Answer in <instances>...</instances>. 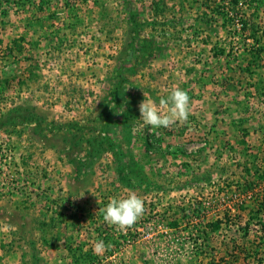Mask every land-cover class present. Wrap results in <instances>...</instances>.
<instances>
[{"label":"rangeland","instance_id":"374dc122","mask_svg":"<svg viewBox=\"0 0 264 264\" xmlns=\"http://www.w3.org/2000/svg\"><path fill=\"white\" fill-rule=\"evenodd\" d=\"M222 5L228 0H0V264H209L220 256L248 264L245 247L263 242L256 220L264 216H251L264 196V0H239L226 27L211 12ZM128 12L143 24L142 40L163 46L143 65H123L113 101ZM20 39L23 53L9 56ZM260 48L253 75L224 88L219 50L238 63ZM175 87L190 97L188 119L144 126L139 103L159 106ZM30 108L44 135L23 119ZM9 116L16 124L4 123ZM132 192L144 202L138 221L124 230L106 223L110 198ZM216 220L221 228L211 232Z\"/></svg>","mask_w":264,"mask_h":264},{"label":"trees","instance_id":"16d2710c","mask_svg":"<svg viewBox=\"0 0 264 264\" xmlns=\"http://www.w3.org/2000/svg\"><path fill=\"white\" fill-rule=\"evenodd\" d=\"M238 2L239 0H228V6L225 7L222 5L220 6L221 8L219 6H216L215 9L213 8L211 10V12L214 10V12H212V17L216 19H219V18L222 19L223 21L222 26H225V27H226V23H233V22H230L232 20H230V18L228 17V13L229 12L232 13L233 11L235 12V16L237 15L236 13L239 10L236 8ZM211 20L205 21L206 24L204 25H207V23L209 22V26H208L209 29L207 28V26L205 27V29L207 31L210 30V32L211 31L213 32L214 31L212 28L213 23H210ZM242 21H243L242 28L244 29V27H247V24L245 20H242ZM142 28H143V24L140 23L136 17H133L132 14L128 12L126 19H125V25H124V30H123L122 40H121V47L118 50L117 57L115 58L116 64L113 67V73L110 75V82L112 86H111V90L109 91V95L111 96V100L113 101H116L120 97L119 84L122 81L126 80L123 76L124 72L122 70L124 64L133 61L135 63L138 62V65H143L145 62L150 61V59H152L151 57H155V56L157 57V55H161V47L163 46V43L161 42L157 44L154 38H150V40H145V39L142 40V38H140V33L142 32ZM23 41L24 40L20 39V40H14L12 42V46H9V56H11L13 51H15L14 49H16V51L19 54L23 53L24 51V48L22 46ZM262 51H263V48H260L256 52H251L250 53V55L252 56L251 62L249 61L247 62V60L244 58L242 59V61L237 63L236 58H234L232 62H230L229 61L230 57L224 54V50H219L220 53H217L215 57L218 58V57L224 56L226 58L224 62L225 71L224 72L220 71L221 72L220 79H221L222 86L230 90L236 89L238 85H240L242 81H244L246 75L247 76L253 75L251 64L252 63L253 65L256 64V60L259 57V53ZM243 62L244 64H239ZM254 67H258V65H254ZM34 110H35L34 108L28 109L27 115L22 114V117L23 119H26L28 121H36L37 131L35 132V135H44V134H41L42 131L40 130V127H41L40 124H41V121H43V119L35 118L36 112ZM10 112H12L13 114L12 116H14L15 113H17L18 111L13 109ZM10 117L11 116H9L4 123L7 125L16 124V121H18V117L16 118H14L15 116L11 118ZM77 162L78 161L75 157L69 161L73 169L76 167V165H78ZM133 172L139 177L138 174L143 173V170L141 168L137 170V167L134 166ZM258 206L259 207L257 208V212H255L254 216H251L252 221L255 219H258L259 218L258 214L260 213L264 216V196L262 197V199H260ZM222 223H223L222 220H216V221L210 222L209 226L211 227V232L220 230ZM256 223H258L257 225L260 226L261 228L260 230L263 233V235L260 236L263 242H261V244H255L254 243L255 241H251L249 244L250 245L249 248L247 249V247H245V251H244L243 245L241 248H238L239 251L242 250V252L243 251L245 252L246 256L244 257V260H246L248 264H264V220L263 218L262 220L260 218L256 220ZM176 224H177V220L175 219L171 225L176 226ZM248 226L249 224L247 222L245 227H248ZM206 235L207 233L203 234L204 237H206ZM245 237L246 236L244 235L243 239H245ZM198 239H200V237ZM234 247L235 246H233L232 248ZM260 247H261V250L258 249ZM206 249H208V246L199 244L198 250L200 254H203V255L207 254ZM242 252H239V255L242 254ZM208 254L211 255L209 252ZM235 261H232V263L230 264H234ZM209 264H229V261L226 260L224 256H220L219 259H217L216 261L214 258L211 259Z\"/></svg>","mask_w":264,"mask_h":264},{"label":"clouds","instance_id":"9594fccd","mask_svg":"<svg viewBox=\"0 0 264 264\" xmlns=\"http://www.w3.org/2000/svg\"><path fill=\"white\" fill-rule=\"evenodd\" d=\"M140 120L144 126L153 129L168 128L178 121H186L190 115V97L180 87L173 88L165 97L160 98L159 106L153 101L143 99L139 105ZM106 223L120 230L132 227L144 213V202L134 192L123 198H110L102 210ZM110 246V245H109ZM106 249L105 242L98 240L93 250L101 253Z\"/></svg>","mask_w":264,"mask_h":264}]
</instances>
